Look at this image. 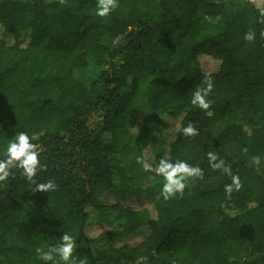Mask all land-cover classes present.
<instances>
[{
    "label": "trees",
    "instance_id": "1",
    "mask_svg": "<svg viewBox=\"0 0 264 264\" xmlns=\"http://www.w3.org/2000/svg\"><path fill=\"white\" fill-rule=\"evenodd\" d=\"M117 3L102 18L97 0H0V160L24 131L46 166L34 180L57 185L37 192L18 167L0 182V264H45L36 249L64 233L88 264H264V0ZM205 76L212 117L191 104ZM189 122L198 135H183ZM208 152L240 178L230 197ZM137 158L182 160L203 178L133 207L121 199Z\"/></svg>",
    "mask_w": 264,
    "mask_h": 264
},
{
    "label": "clouds",
    "instance_id": "2",
    "mask_svg": "<svg viewBox=\"0 0 264 264\" xmlns=\"http://www.w3.org/2000/svg\"><path fill=\"white\" fill-rule=\"evenodd\" d=\"M61 4L64 0H59ZM117 0H97L96 15L99 17H107L113 10L118 8ZM264 16V13H261ZM219 19V18H217ZM206 21L211 22V17H205ZM264 24V19L258 21ZM257 33L249 30L244 34L245 41H254ZM260 37L264 39V30L259 33ZM213 91V80L210 76H205L200 86H197L191 94V104L198 107L206 113L208 117H212L214 113L210 110L212 102L208 99L210 93ZM183 135L188 137H194L198 135V130L191 122L182 129ZM246 152L247 149H244ZM6 158L0 160V182L6 181L12 174L11 169L18 167L22 170V175L26 179L36 185L37 192H53L57 189V185L54 181L48 180L43 183H36L34 177H36L38 170H46V166L41 165L39 155L40 151L36 144L32 143L29 135L21 131L15 135V137L9 141L6 149ZM207 158L210 167L213 170H223L231 176V184L225 185V193L230 197L234 190L238 191L242 188V184L238 175H232L231 170L225 165L222 159H218L215 152H208ZM258 165L260 163V157L256 156L252 158ZM138 163H142V167L146 172H154L157 176H161L164 180L162 186V196L165 200L174 198L177 194L182 195L186 188V181L190 178H203V171L198 166H190L187 162L182 160L171 161L168 158H161L159 162L153 167L147 162L138 160ZM76 241L68 234L64 233L60 238V242L52 247H49L47 251L37 248L36 252L38 258L48 264V262H54L59 258L64 264H88L86 257H74V251L76 249Z\"/></svg>",
    "mask_w": 264,
    "mask_h": 264
},
{
    "label": "rangeland",
    "instance_id": "3",
    "mask_svg": "<svg viewBox=\"0 0 264 264\" xmlns=\"http://www.w3.org/2000/svg\"><path fill=\"white\" fill-rule=\"evenodd\" d=\"M201 65L204 69V71H211L214 69V67L209 66L208 62L206 61V58H202ZM87 73H77L78 77L86 76ZM149 83V77L144 76V78H141V86L136 94L133 96L136 101H139L146 97L147 87ZM245 129L248 132H251V125L249 123V118L244 121L243 123ZM171 127L175 130L179 128V122H172ZM174 131V130H173ZM142 141H137V147L141 145ZM151 151H148L147 154H150ZM139 155V153H137ZM140 156V155H139ZM141 157V156H140ZM138 160L140 161V158H137V162H135L131 167L128 169V173L131 176H135V185L136 188H133L131 191L125 193V198L121 199L125 204L133 206V207H144L148 206L150 208L153 207L152 203L154 201L155 196H159L162 192V186L164 183V180L161 176H157L154 172H146L143 167L142 163H138ZM120 200L118 197L110 196L109 200L112 202H115ZM99 229L94 228L92 230V234L98 233Z\"/></svg>",
    "mask_w": 264,
    "mask_h": 264
},
{
    "label": "water",
    "instance_id": "4",
    "mask_svg": "<svg viewBox=\"0 0 264 264\" xmlns=\"http://www.w3.org/2000/svg\"><path fill=\"white\" fill-rule=\"evenodd\" d=\"M122 39H123V37H122Z\"/></svg>",
    "mask_w": 264,
    "mask_h": 264
}]
</instances>
